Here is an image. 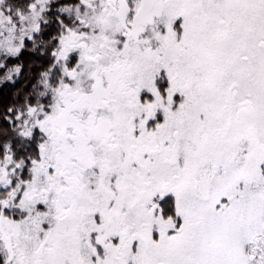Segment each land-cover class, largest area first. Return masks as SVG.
<instances>
[{
	"label": "rangeland",
	"instance_id": "374dc122",
	"mask_svg": "<svg viewBox=\"0 0 264 264\" xmlns=\"http://www.w3.org/2000/svg\"><path fill=\"white\" fill-rule=\"evenodd\" d=\"M129 1L125 26L111 0L66 7L75 24L56 52L61 82L24 120L25 130L37 125L49 139L31 176L0 197V235L11 238L12 262L39 253L45 264H264V0H157L158 15L146 14L152 1ZM31 2L26 15L0 14V55L19 52L49 0ZM124 48L134 96L128 106L125 99L128 117L113 114L118 155L97 147V167L64 218L52 144L59 108L92 80L105 82L109 59ZM174 150L176 162L166 161ZM12 161L0 164V186L11 182ZM155 192L173 195L180 219L160 213L166 203L152 200ZM140 211L146 218L132 216ZM126 220L130 236L142 220L150 223L139 225V253L130 240L125 256Z\"/></svg>",
	"mask_w": 264,
	"mask_h": 264
},
{
	"label": "trees",
	"instance_id": "16d2710c",
	"mask_svg": "<svg viewBox=\"0 0 264 264\" xmlns=\"http://www.w3.org/2000/svg\"><path fill=\"white\" fill-rule=\"evenodd\" d=\"M31 1L2 0L0 1V14H13L12 19L18 15H26V12H30V5L33 3ZM78 1L49 0L35 31L24 40L19 52L9 56L5 52H1L0 164L4 165L12 159L8 168L14 165L15 169L11 175L9 186H0V197L13 195L19 181L31 176L33 162L40 158L41 152H44L45 145L43 144L48 141L49 136L37 125H28L25 130L24 120L26 117L36 115L35 110L43 109L44 107H40V105L44 106L49 102L46 97L48 86L55 87L61 82L63 70L54 65V61L61 34L69 32L68 27H73L75 24L66 11V7L74 5ZM117 1L119 3H116V0H111V3L114 5L113 9L116 10L117 17L125 26L127 18H125L124 10L120 7L122 0ZM127 1L130 3L129 0ZM74 62L75 59L69 62L67 65L69 69L74 66ZM60 128L62 126L56 125L55 127L57 132L60 131ZM18 163L22 165L20 166ZM91 163L90 161L89 164ZM164 204L168 208L164 215L178 220L173 196H166ZM5 234L0 235V264L6 263L5 255L13 252L14 248L11 238ZM262 248L264 249L263 244ZM248 251L250 256L257 257L259 250L256 251L252 244Z\"/></svg>",
	"mask_w": 264,
	"mask_h": 264
},
{
	"label": "flooded vegetation",
	"instance_id": "af4514ba",
	"mask_svg": "<svg viewBox=\"0 0 264 264\" xmlns=\"http://www.w3.org/2000/svg\"><path fill=\"white\" fill-rule=\"evenodd\" d=\"M148 1L154 2L155 7H153V9L151 8L150 10V7H148L146 14L150 15L152 13H156L158 15L160 2H157V0H142V5H145ZM116 3L119 2L116 0ZM120 7L122 10H124V15L129 13L130 3L127 0H122L120 2ZM127 36H133L132 31H130ZM109 64L108 70L103 76L105 82L97 81L94 83L95 81L92 80L89 83L91 86L88 85L86 89L83 87L81 90H78L79 94L75 93V95H73L70 100H63V104L59 108V115L54 127L59 125L62 126V128H60L59 132H57V129L54 130L52 144L54 147L53 153L55 159L58 165L61 167V172H59V175L62 177V183L58 185L57 192L59 194L58 201L60 204V209L64 218H68L75 207L76 194L77 191L80 190L84 176L89 169H94L97 167V147H107L111 151L110 153L114 152L118 155L116 151L118 142L114 141V138H116V133L113 127V125L115 126L113 114L117 109H120L124 119L125 117H128V113L125 114V99L128 106L129 100H131V98L134 96V89L133 87H130V84L127 80V61H125V48L116 58L109 59ZM161 75L163 74L161 73ZM128 79L130 80L129 75ZM159 86L163 91L168 86L164 76H161ZM178 96L179 95L177 94V97ZM139 98L141 99V94ZM141 102L142 104L147 103L144 102L143 99H141ZM143 111L144 110H142V115L144 114ZM90 161L92 162L91 164H89ZM166 161L176 162L175 150L174 155H172L169 159L166 158ZM108 165H110L111 168L113 167V163H109ZM104 168H102V171H104ZM148 183L150 184V181H148ZM102 185L103 188L101 189L100 187L101 192L107 188V186L104 184ZM145 193L146 191L144 190L142 195ZM104 195H107V193ZM153 195L155 196L152 198V200H155L157 197L163 201L166 196H173L172 194H156V192ZM162 206L163 205L160 204L159 211L161 214H164L165 210H168V208L166 205L163 207ZM147 207L156 211L154 208H157V205L154 206L153 204V208L152 204L149 203ZM146 212L151 214L149 211ZM132 216L146 218L142 211L135 212ZM179 217L180 215L178 216V219H180ZM125 222L126 224L130 223V220H126ZM148 222L149 220H142L139 225L144 227L150 223ZM139 225L131 232L132 236H130L128 230L129 224L126 225V228L124 224V228L121 230L123 237L122 250L120 253H122V255L126 256V250L128 249L130 240L132 242V248H130V252L132 254L139 253V244L143 242L141 239H144L142 234L143 230ZM5 256V264H14L12 262L14 256L13 252H9ZM69 256L70 254L68 252V260ZM33 259L34 260L32 262L29 261V263L26 264H45L43 257L39 253H37ZM101 263L102 261L98 259L96 264Z\"/></svg>",
	"mask_w": 264,
	"mask_h": 264
}]
</instances>
